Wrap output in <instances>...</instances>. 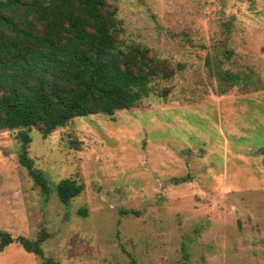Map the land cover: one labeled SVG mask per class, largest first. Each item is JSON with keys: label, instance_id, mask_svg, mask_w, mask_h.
<instances>
[{"label": "rangeland", "instance_id": "1", "mask_svg": "<svg viewBox=\"0 0 264 264\" xmlns=\"http://www.w3.org/2000/svg\"><path fill=\"white\" fill-rule=\"evenodd\" d=\"M108 1L124 38L174 75L128 110L46 138L31 130L26 145L0 131V231L12 240L0 264H129L126 253L134 264H264V140H227L264 131V0ZM23 148L46 195L18 164ZM62 179L82 186L65 205ZM40 234L42 258L17 242Z\"/></svg>", "mask_w": 264, "mask_h": 264}, {"label": "trees", "instance_id": "2", "mask_svg": "<svg viewBox=\"0 0 264 264\" xmlns=\"http://www.w3.org/2000/svg\"><path fill=\"white\" fill-rule=\"evenodd\" d=\"M117 11L108 0H0V131H15L26 145L31 130L46 138L76 117L128 110L173 77L176 69L166 59L124 38ZM17 161L46 195L25 148ZM54 190L65 205L82 186L62 179ZM11 241L0 231V249ZM42 241L41 234L34 241L17 238L37 258Z\"/></svg>", "mask_w": 264, "mask_h": 264}, {"label": "crops", "instance_id": "3", "mask_svg": "<svg viewBox=\"0 0 264 264\" xmlns=\"http://www.w3.org/2000/svg\"><path fill=\"white\" fill-rule=\"evenodd\" d=\"M243 101V99L241 100H237L236 105H238L239 102ZM250 100H244L243 102H247L248 104H250L249 102ZM239 106V105H238ZM258 108H256L257 110ZM243 113V112H242ZM241 112L239 114H242ZM253 112H250V117L251 114ZM218 114V113H217ZM256 115H260L259 112L255 113ZM258 117V116H257ZM243 126V125H242ZM239 131V132H238ZM238 132V136L235 137H228L227 136V140H235L233 143L236 144H242L245 141L252 143L255 142L257 144L258 141H262L264 140V131L262 129H260L259 125H256L254 128L250 127L249 125L246 126V128H241V129H237ZM254 143V145H255ZM253 145V144H252Z\"/></svg>", "mask_w": 264, "mask_h": 264}]
</instances>
